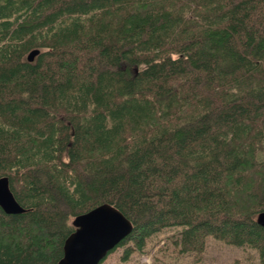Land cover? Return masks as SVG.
Here are the masks:
<instances>
[{
    "label": "trees",
    "instance_id": "trees-1",
    "mask_svg": "<svg viewBox=\"0 0 264 264\" xmlns=\"http://www.w3.org/2000/svg\"><path fill=\"white\" fill-rule=\"evenodd\" d=\"M3 175L0 264H56L101 203L132 223L107 261L171 231L153 264H264V0H0Z\"/></svg>",
    "mask_w": 264,
    "mask_h": 264
},
{
    "label": "water",
    "instance_id": "water-1",
    "mask_svg": "<svg viewBox=\"0 0 264 264\" xmlns=\"http://www.w3.org/2000/svg\"><path fill=\"white\" fill-rule=\"evenodd\" d=\"M37 48L27 54L32 60ZM0 208L5 213L25 211L15 199L6 175L0 176ZM264 227V211L257 215ZM74 230L63 241L62 256L56 264H98L132 229V223L117 208L101 203L72 219Z\"/></svg>",
    "mask_w": 264,
    "mask_h": 264
},
{
    "label": "rangeland",
    "instance_id": "rangeland-1",
    "mask_svg": "<svg viewBox=\"0 0 264 264\" xmlns=\"http://www.w3.org/2000/svg\"><path fill=\"white\" fill-rule=\"evenodd\" d=\"M170 234L171 231H166L163 234H160V236L154 238L152 245H150L147 252L140 253L135 257V261L126 264H153V256H159L163 249L169 247L168 236ZM169 250H172V248H168V251ZM109 256L110 254L106 255L104 261H107ZM160 258H162V256ZM168 258L169 264H257L256 253L252 250L227 245L211 238L207 240L204 252L197 258L193 256H183L179 258L168 256ZM115 262L121 264L113 258L109 259V261L104 264H115Z\"/></svg>",
    "mask_w": 264,
    "mask_h": 264
}]
</instances>
